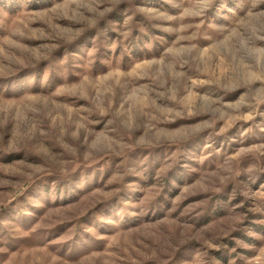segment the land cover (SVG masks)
Masks as SVG:
<instances>
[{
  "label": "rangeland",
  "instance_id": "rangeland-1",
  "mask_svg": "<svg viewBox=\"0 0 264 264\" xmlns=\"http://www.w3.org/2000/svg\"><path fill=\"white\" fill-rule=\"evenodd\" d=\"M0 264H264V0H0Z\"/></svg>",
  "mask_w": 264,
  "mask_h": 264
}]
</instances>
